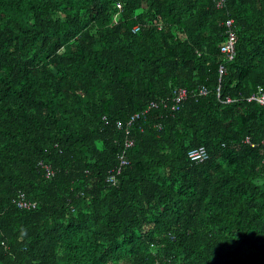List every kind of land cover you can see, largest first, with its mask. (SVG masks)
I'll return each mask as SVG.
<instances>
[{
    "label": "trees",
    "instance_id": "trees-1",
    "mask_svg": "<svg viewBox=\"0 0 264 264\" xmlns=\"http://www.w3.org/2000/svg\"><path fill=\"white\" fill-rule=\"evenodd\" d=\"M257 86L264 0H0V264H264Z\"/></svg>",
    "mask_w": 264,
    "mask_h": 264
},
{
    "label": "built area",
    "instance_id": "built-area-1",
    "mask_svg": "<svg viewBox=\"0 0 264 264\" xmlns=\"http://www.w3.org/2000/svg\"><path fill=\"white\" fill-rule=\"evenodd\" d=\"M227 0H218V4H223L225 3ZM225 24V32H226V40L220 45V51L222 52L223 56L225 57L226 60H230L233 58L235 50H234V41L236 39V33L235 30L233 28V21L232 18L229 17L226 19V21L224 22ZM136 28V27H135ZM225 69L224 64H220L218 67V71H219V77L222 73V71ZM189 90H187V88L183 87V86H179L173 89L172 91V100L174 101V103L172 104V106H170L172 109L177 107V104L182 101L185 96L188 94ZM207 92V88L205 86H199L196 89H193L190 91V94L195 95V94H205ZM216 95L217 97H219V86L216 87ZM248 100L252 99V100H256L258 103L264 105V90H262L261 88L257 87V89L252 92L248 97ZM233 98L230 96H225L224 98H221L220 101L227 103L232 101ZM164 103V102H163ZM158 105V102L155 100H150L147 107L145 109H143L140 112H135L133 113L125 122L126 127H128V125L137 117H139L141 114H146V112L151 108V107H156ZM165 105V103L163 104ZM144 116V115H142ZM116 124L118 126H121V122L117 121ZM125 128V127H124ZM126 130V128H125ZM247 139V138H246ZM261 141H264V137L262 138ZM133 144V138L129 137L128 135H126L124 141H123V146L125 148H128L129 146H131ZM187 158L189 160H193V161H200L203 160L204 158L207 157V151L205 149V147L203 145L200 146H194L191 147L190 149H188L187 151ZM128 163V159L125 156L124 152H120L119 154H117V163L114 167H112L111 169H109V171L107 172L106 176H105V180L108 183L114 184L117 182V175L121 172L122 167H124V165H126ZM37 164L39 165V167L42 170V173L45 177H51L54 173V169L51 167V165L49 163H46L43 160H39L37 162ZM14 204L17 207L20 208H26V209H30V208H34L35 207V202L29 199H26L25 196L20 193L17 197H15L13 199Z\"/></svg>",
    "mask_w": 264,
    "mask_h": 264
},
{
    "label": "clouds",
    "instance_id": "clouds-1",
    "mask_svg": "<svg viewBox=\"0 0 264 264\" xmlns=\"http://www.w3.org/2000/svg\"><path fill=\"white\" fill-rule=\"evenodd\" d=\"M217 86H219V85H217ZM177 87H179V86H177ZM183 87H185V86H183ZM198 87H199V86H198ZM198 87H196V88H198ZM257 87H258V86H257ZM175 88H176V87H175ZM185 88H187V87H185ZM196 88H194V89H196ZM173 89H174V88H173ZM173 89H172V91H173ZM256 89H257V88H256ZM187 90H189V89H187ZM191 90H193V89H190L189 92H190ZM171 93H172V92H171ZM171 95H172V94H171ZM191 95H192V94H191ZM195 95H200V94H195ZM249 95H250V94H249ZM249 95H248V96H249ZM226 96H229V95H226ZM248 96L245 97L246 100H248V99H247ZM230 97H231V96H230ZM233 100H234V98H233ZM233 100H232V101H233ZM250 100H252V99H250ZM254 101H256V100H254ZM230 102H231V101H230ZM256 102H257V101H256ZM223 103H224V102H223ZM257 103H258V102H257ZM259 104H260V103H259ZM260 105H262V104H260ZM262 106H264V105H262ZM129 137H130V136H129ZM131 138H133V137H131ZM133 143H134V139H133ZM189 149H190V148H189ZM187 151H188V150H187Z\"/></svg>",
    "mask_w": 264,
    "mask_h": 264
}]
</instances>
